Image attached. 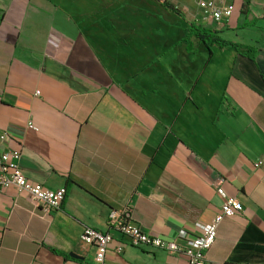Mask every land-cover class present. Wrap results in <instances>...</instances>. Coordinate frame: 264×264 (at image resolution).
<instances>
[{"label":"crops","instance_id":"1","mask_svg":"<svg viewBox=\"0 0 264 264\" xmlns=\"http://www.w3.org/2000/svg\"><path fill=\"white\" fill-rule=\"evenodd\" d=\"M192 25L237 48L187 40ZM1 133L0 164L19 149L30 181L66 194L44 215L6 189L0 264H189L128 246L109 214L129 206L146 233L197 235L221 211L219 181L243 211L207 263L264 264V0L225 27L202 24L196 0H0ZM86 228L111 233L106 253L81 242Z\"/></svg>","mask_w":264,"mask_h":264},{"label":"built area","instance_id":"2","mask_svg":"<svg viewBox=\"0 0 264 264\" xmlns=\"http://www.w3.org/2000/svg\"><path fill=\"white\" fill-rule=\"evenodd\" d=\"M247 0H196V4L202 14V24L227 26L231 23L235 12L246 3ZM33 129V123H29ZM8 138L6 133L0 134V141ZM22 153L19 149H13L1 155L0 164V201L9 187H15L28 195L30 201L41 208L44 215L58 210L64 200L66 190H50L41 184L30 181L24 174L20 162ZM221 181L214 186L224 202L220 213L210 223H198L197 235H189L185 232L179 234L175 240L163 236H154L144 232L140 227L132 223L133 210L127 206L121 209H112L107 225L110 230L118 233L131 247L151 246L163 250L169 254L186 259L189 264H208L207 253L215 244L218 228L226 218H234L243 211L242 203L232 197H227L220 188ZM82 243L99 248L103 253L109 249L113 241L111 233L100 232L92 228H86L80 238ZM119 247L117 252H121ZM98 264H111L101 261Z\"/></svg>","mask_w":264,"mask_h":264},{"label":"trees","instance_id":"3","mask_svg":"<svg viewBox=\"0 0 264 264\" xmlns=\"http://www.w3.org/2000/svg\"><path fill=\"white\" fill-rule=\"evenodd\" d=\"M191 37L196 38L208 48L211 46H217L221 49L226 48L228 46L237 48L236 45H232L231 43L222 40L219 36L218 30H210L205 27L192 25L189 29V33L186 39L188 40ZM239 53L246 54L248 57H251L248 53V49L245 51L240 50Z\"/></svg>","mask_w":264,"mask_h":264},{"label":"water","instance_id":"4","mask_svg":"<svg viewBox=\"0 0 264 264\" xmlns=\"http://www.w3.org/2000/svg\"><path fill=\"white\" fill-rule=\"evenodd\" d=\"M70 256L74 259H83L82 257L78 256L77 254L71 253Z\"/></svg>","mask_w":264,"mask_h":264}]
</instances>
